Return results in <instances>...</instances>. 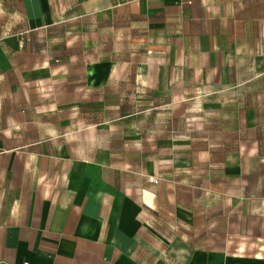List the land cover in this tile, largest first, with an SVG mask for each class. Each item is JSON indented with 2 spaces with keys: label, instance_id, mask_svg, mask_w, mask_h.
Here are the masks:
<instances>
[{
  "label": "crops",
  "instance_id": "crops-1",
  "mask_svg": "<svg viewBox=\"0 0 264 264\" xmlns=\"http://www.w3.org/2000/svg\"><path fill=\"white\" fill-rule=\"evenodd\" d=\"M0 264H264V0H0Z\"/></svg>",
  "mask_w": 264,
  "mask_h": 264
},
{
  "label": "built area",
  "instance_id": "built-area-1",
  "mask_svg": "<svg viewBox=\"0 0 264 264\" xmlns=\"http://www.w3.org/2000/svg\"><path fill=\"white\" fill-rule=\"evenodd\" d=\"M152 179V181L154 182V183H157V179L156 178H151Z\"/></svg>",
  "mask_w": 264,
  "mask_h": 264
}]
</instances>
